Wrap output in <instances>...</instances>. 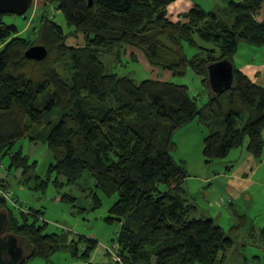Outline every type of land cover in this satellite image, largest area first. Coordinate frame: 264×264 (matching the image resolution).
Wrapping results in <instances>:
<instances>
[{
	"label": "trees",
	"instance_id": "1",
	"mask_svg": "<svg viewBox=\"0 0 264 264\" xmlns=\"http://www.w3.org/2000/svg\"><path fill=\"white\" fill-rule=\"evenodd\" d=\"M41 1L37 39L22 37L0 15V155L25 138L45 140L55 160L51 172L64 185L88 172L105 197H117L107 221L122 225L121 264H224L234 241L214 219L193 217L199 208L185 186L187 167L174 159V136L198 119L209 132L203 143L207 167L246 142L262 160L264 87L237 68L235 58L243 42L264 47V0H227L212 11L197 5L178 22L168 18L177 0H93L92 6L91 0ZM52 7L69 32L49 13ZM68 37H80L84 45L71 47ZM37 45L48 49L43 61L25 56ZM187 47L196 53L189 56ZM119 48L141 52L152 67L173 76L193 70L203 94L192 97L186 85L111 73L102 57ZM224 61L234 67L233 85L214 89L209 68ZM11 167L27 173L28 158L14 155ZM7 182L0 180V187L8 189ZM94 201L100 208L101 197ZM15 211L0 196L7 235L23 249L25 261L17 264L50 261L68 247L74 256L83 248L86 259L98 246L85 237L70 242L68 234H45L38 212Z\"/></svg>",
	"mask_w": 264,
	"mask_h": 264
},
{
	"label": "rangeland",
	"instance_id": "2",
	"mask_svg": "<svg viewBox=\"0 0 264 264\" xmlns=\"http://www.w3.org/2000/svg\"><path fill=\"white\" fill-rule=\"evenodd\" d=\"M43 7L44 3L41 0H33L30 10L24 17L5 15L3 20L7 24L17 25L22 37L37 39V32L35 33L33 28L39 27V17L43 13ZM49 13H52L54 20L63 26L66 32H69L65 19L55 7H52ZM168 18L172 22L181 20V18L177 19L172 7L168 8ZM260 20H264V7ZM196 38L201 43L198 35ZM67 45L80 47L84 45V42L80 37H68ZM117 50L108 55L104 54L105 52L102 53L104 54L102 59L111 73L121 77H132L137 82L163 80L186 85L192 97L200 98L204 92L202 80L191 69L184 77L173 76L168 71L152 67L139 51L129 49L125 54L123 49ZM187 52L189 56L196 53L195 49L188 47ZM131 53L136 54L137 62L132 61L134 58ZM252 62L258 67H264V47H255L243 42L235 63L241 68ZM205 102L206 98L200 101V105ZM204 131L207 132L205 136ZM208 133V127L197 119L174 136L177 143L176 151L173 152L174 159L187 167L189 172L187 186L200 203L199 212L193 217H212L215 223L224 229L226 235L233 239L234 246L227 251L224 264H264V238L262 236L264 230V162L262 160L264 156L261 160L263 163H257V168L254 165H248L250 161L245 149L246 142L245 147L233 150L226 159L214 162L208 166L209 170H207L202 163L199 164L195 156L200 151V145L203 148V142ZM16 154L28 158L30 169L27 173H24L23 169L16 170L11 167L12 157ZM185 159L190 165V170L184 162ZM54 162V156L48 143L45 140L33 142L30 138L18 141L9 153L0 155V175L8 177L7 180L2 177L0 180L8 181L10 185L4 190H10L12 198L17 203V205L10 204V206L16 210V213L20 211L38 212L41 217L38 225L47 224L45 234H68L76 239L78 237L93 238L103 243L108 249H114L118 243L122 225L108 223L107 218L110 216V210L116 203L117 197H105L88 172H85L75 184L64 185L66 184L65 179L51 172ZM228 171L246 173L245 182L242 186L236 187L235 191L231 188L233 184L229 183L230 175L226 174ZM207 172L213 177V186L201 183ZM229 193L233 196L230 197ZM96 195L102 199L100 208L95 207ZM70 253L71 249L68 247V250L63 249L54 255L49 262L36 258L30 264H50L54 261L60 263L56 258L66 257Z\"/></svg>",
	"mask_w": 264,
	"mask_h": 264
},
{
	"label": "crops",
	"instance_id": "3",
	"mask_svg": "<svg viewBox=\"0 0 264 264\" xmlns=\"http://www.w3.org/2000/svg\"><path fill=\"white\" fill-rule=\"evenodd\" d=\"M226 1L227 0H199V1L198 0H177L176 2H174L170 6V8L172 7V9L175 11V16H177V19H179L182 15L190 12L197 5L203 7L207 11H212V10H214L213 8H217L218 6L224 5V3ZM235 1H240V0H235ZM235 65H236V63H235ZM236 67L239 68L240 70L244 71V73H246L255 83H257L260 86H263L264 87V67H258L257 64L254 63V62H252L250 64H247L246 66L241 67V68L238 67L237 65H236ZM161 81H163V80H161ZM207 99H208V97H206V101H207ZM206 134H207V132L204 131L203 135L205 136ZM246 151H247V149H246ZM248 156H249L248 159L250 161L248 163V165H250V166H253V165L256 166L257 163L262 162V161L264 162V159L262 161L256 160L249 152H248ZM195 157L198 160L199 164L202 163L203 167L205 169L209 170V168L207 166H205V164H204L202 145H200V151L198 152V154H196ZM184 162H186V164L188 165V169L190 170V165H189L188 161H186V159H185ZM256 168H257V166H256ZM227 170H229V169H227ZM231 171H228L226 174L230 175V177H229V183H232L233 184V187H231V188L234 189V191H235L236 187L242 186V184L245 182L246 173H242V171H240L238 173H236V172L235 173H231ZM208 172H207V175H205L202 178L201 183L204 184V185L212 184V186H213V177L210 176L208 174ZM195 174H196V171H195ZM1 177L3 179H6V180L8 179V177L7 176H4V175H2V176L0 175V178ZM187 184H188V179H187V181L185 183V186H186V189L188 191L189 197L199 207V204H200L199 203V200L196 198V195H193L192 194V191L187 186ZM230 194L231 193H229V196L232 197L233 195H230ZM75 239L76 238H72L70 236V239L69 240L71 242V241H73ZM87 239L93 240L94 242H97V244H98L97 248L93 252L90 253L89 258H86V259L81 258V256L83 255V251H82L83 248H80V251L78 253V256H74V254H72V252H71L66 257H64V256H58L56 259H59L60 263H56L54 261V262H50V264H119L117 262H113V254H114V252L113 251H110L111 248L108 249V247H106L103 243L99 242L96 239H93V238H87ZM32 260H34V259H32ZM31 261H29L27 264L32 263ZM47 262H49V261H47Z\"/></svg>",
	"mask_w": 264,
	"mask_h": 264
},
{
	"label": "water",
	"instance_id": "4",
	"mask_svg": "<svg viewBox=\"0 0 264 264\" xmlns=\"http://www.w3.org/2000/svg\"><path fill=\"white\" fill-rule=\"evenodd\" d=\"M33 0H0V15H12L24 17L32 5ZM93 0L90 1V6ZM30 60L43 61L48 56V49L45 46L37 45L25 53ZM233 65L229 62H220L209 68L211 86L231 87L234 82ZM9 230L8 215L0 212V264H17L25 261L23 249L19 241L12 235H7Z\"/></svg>",
	"mask_w": 264,
	"mask_h": 264
},
{
	"label": "built area",
	"instance_id": "5",
	"mask_svg": "<svg viewBox=\"0 0 264 264\" xmlns=\"http://www.w3.org/2000/svg\"><path fill=\"white\" fill-rule=\"evenodd\" d=\"M0 196H2L4 199L7 200V202L9 204H14L17 205V203L15 202V200L12 198V193L11 191H6L4 190L2 187H0ZM118 250H119V246L118 244L114 246V249H111L110 251H113V262H117L119 264H121V259L118 255Z\"/></svg>",
	"mask_w": 264,
	"mask_h": 264
}]
</instances>
